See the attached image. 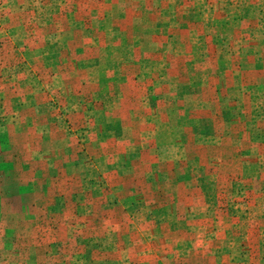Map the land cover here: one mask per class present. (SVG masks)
<instances>
[{
    "label": "rangeland",
    "instance_id": "1",
    "mask_svg": "<svg viewBox=\"0 0 264 264\" xmlns=\"http://www.w3.org/2000/svg\"><path fill=\"white\" fill-rule=\"evenodd\" d=\"M0 264H264V0H0Z\"/></svg>",
    "mask_w": 264,
    "mask_h": 264
}]
</instances>
